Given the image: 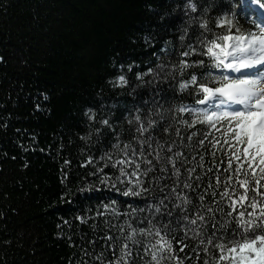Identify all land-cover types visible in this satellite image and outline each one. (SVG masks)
<instances>
[{
  "label": "trees",
  "instance_id": "1",
  "mask_svg": "<svg viewBox=\"0 0 264 264\" xmlns=\"http://www.w3.org/2000/svg\"><path fill=\"white\" fill-rule=\"evenodd\" d=\"M187 2L0 0V264H229L218 260L213 245L223 239L226 249L233 246L229 239H242L239 229L232 235L238 213L247 220L248 213L264 209V165L257 158L249 167L244 145L231 147L236 142L226 123L212 128L177 111L181 105L204 108L191 88L179 90L193 69L181 76L175 67L197 58L181 53L189 44L199 48L196 36L203 31L189 24L198 13ZM196 2L211 5L204 18L214 27L228 0ZM240 24L254 29L243 13ZM207 70L198 67L197 74ZM121 75L126 85L118 82ZM136 115L145 126L149 119L156 124L136 132ZM157 153L175 159L178 180L170 164L161 170ZM137 179L152 191L125 195L129 188L139 191ZM245 180L247 198L233 211L230 197L239 198ZM173 187L192 203L173 196ZM164 196L166 207L156 213L153 205ZM197 211L204 221L182 219ZM153 225L171 251H159ZM133 228L136 235L128 240ZM125 244L131 256L122 255Z\"/></svg>",
  "mask_w": 264,
  "mask_h": 264
},
{
  "label": "snow or ice",
  "instance_id": "2",
  "mask_svg": "<svg viewBox=\"0 0 264 264\" xmlns=\"http://www.w3.org/2000/svg\"><path fill=\"white\" fill-rule=\"evenodd\" d=\"M185 7L191 13H198L197 16H193L189 20V24L195 23L203 31L196 36L200 47L197 48L189 44L187 49L181 53L183 57L198 54L197 58L191 61L182 59L175 66L179 68L181 76H183L186 69H193L186 79L180 80L179 90L184 91L191 88L190 94L196 96L195 103L204 106V108H190L187 105H181L177 108V111L194 115L197 121L206 123L212 128H215L217 124L223 125L226 123V131L231 134L232 139L236 142L231 147L235 148L239 145H244L242 153L245 160L248 161L249 167L257 158H259V163L264 165V73L253 71L254 69L264 68V0H228L226 7L221 8L217 17L212 21L214 27H210V21L204 18L211 5L202 7L198 5L196 0H188ZM242 13L246 18L250 19L254 29H246L240 24ZM216 29H224L226 34H218ZM233 29H235L234 32ZM184 31L187 32L188 29L185 28ZM204 33H212V36L209 38ZM181 39L183 40L184 37L181 36ZM201 56L209 58L207 63L200 58ZM198 67L209 70L200 72L198 75ZM117 79L122 85L128 83L123 75ZM89 118L95 119V116L92 115ZM134 119L139 122L136 132L141 134L149 132L156 124L155 120L149 119L147 126H145L140 115H136ZM182 122L188 123L187 121ZM100 123L111 127L108 119H102ZM129 123H131V120ZM167 130L163 129V131ZM96 131L99 132L100 130L97 129ZM141 143H146V141H141ZM200 143L202 144L203 141H200ZM116 147H119V145H116ZM125 147L129 146L125 145ZM168 152H171L170 147ZM141 155H143L142 152ZM178 155H183V153H178ZM233 157L237 162L241 161V156L235 152H233ZM156 160L160 164L162 171L167 170L166 164H170L177 180L179 179L180 169L172 156H161L157 153ZM146 162L149 165L152 164L151 160ZM228 165L231 167V159H229ZM136 167L139 168L140 165L137 164ZM242 167L243 163H238L237 171ZM120 171L121 175H128L123 169ZM147 171H145V175ZM260 171L264 172V168H261ZM131 175L138 176V173L133 172ZM228 179H231V177H228ZM217 182L219 183L218 177ZM133 183L137 185L139 191L136 188H129L125 195H140L141 193L152 191L149 188H145L139 179ZM257 183L259 182L257 181ZM190 186L188 183L184 184L186 188ZM240 186L245 191L239 194V198L237 199L234 195L230 197L233 211H235L237 203L247 198V181H240ZM162 191L163 189H161ZM171 194L180 199L183 204L192 203L187 195L181 196L178 194L175 187L172 188ZM223 195H228L227 190H225ZM165 199H168V196H164L159 200L158 204L153 205L156 213H161L162 208L166 207ZM199 199L202 201L204 196L201 195ZM258 206L255 199H253L251 207L256 209ZM176 207H180V205H176ZM184 211L187 212V209H184ZM207 211L211 213L213 209L209 208ZM168 215H172V213L168 212ZM228 215H231V212ZM248 216L249 219L245 220V212L240 211L238 213V219L235 222L232 235H237L236 230L239 229L238 234L242 239L228 240V243L233 246L227 248V255L225 251L226 244L223 239L218 240L213 245L219 250L218 260L227 259L229 264H264V220L258 223L255 218L257 216L264 218V209L258 214L255 212L248 213ZM182 219L188 220L191 225H196L197 220L204 221L205 217L197 211L193 218H189L185 214ZM153 227L155 228L154 225ZM185 227L187 228V225ZM189 230L196 232L195 229ZM140 232L152 234L147 229H140ZM249 233H252L251 236H249ZM196 234L199 235V232H196ZM135 235L136 229L133 228L131 235L127 239L133 240ZM155 235L159 237L156 241V244L161 245L159 251H163L165 248L169 251L172 250L170 241L164 239L160 228H155ZM214 235L213 233V235L208 236L207 244H213ZM200 243L205 244V240L201 239ZM156 244H153L152 248L155 249ZM127 248L128 245L125 244L121 250L122 255L125 257L131 256L130 251H125ZM180 250L183 251V248ZM204 251H208L207 246H205ZM152 259H157L156 252L152 253ZM125 264H127V261H125ZM157 264H159V261H157ZM205 264H207V261H205Z\"/></svg>",
  "mask_w": 264,
  "mask_h": 264
},
{
  "label": "rangeland",
  "instance_id": "3",
  "mask_svg": "<svg viewBox=\"0 0 264 264\" xmlns=\"http://www.w3.org/2000/svg\"><path fill=\"white\" fill-rule=\"evenodd\" d=\"M232 247V246H231ZM230 248V247H229ZM226 252H227V249H226Z\"/></svg>",
  "mask_w": 264,
  "mask_h": 264
}]
</instances>
